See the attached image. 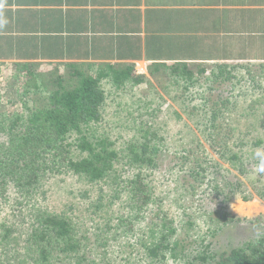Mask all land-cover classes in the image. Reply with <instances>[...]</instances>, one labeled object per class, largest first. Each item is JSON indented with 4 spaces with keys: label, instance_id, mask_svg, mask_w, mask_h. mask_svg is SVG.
Here are the masks:
<instances>
[{
    "label": "trees",
    "instance_id": "trees-1",
    "mask_svg": "<svg viewBox=\"0 0 264 264\" xmlns=\"http://www.w3.org/2000/svg\"><path fill=\"white\" fill-rule=\"evenodd\" d=\"M212 53L203 47L194 52L196 60L207 59ZM107 70L78 75L69 88L60 77L48 74L51 77L39 84L32 68L21 71L28 73L21 76L25 86L34 91L42 88L47 102L31 111L24 123L20 115H12L9 123L0 122V264H59L62 260L96 264L85 254V237L78 236L69 217L45 202V183L64 174L103 188L107 196L100 189L99 199L107 200L112 217L116 214L113 206H120L116 227L125 235L141 234L137 242L150 263L177 260L178 236L194 225L195 229L205 228L204 236L211 239L182 257L183 264H264V218L244 220L228 209L235 198L248 202L256 195L264 201V156L258 157V150L264 147V65L149 67L158 90H165L179 104L195 133L176 112L162 123L144 124L145 114L156 119L159 113L149 109L157 96L151 82L134 74L131 67ZM104 83L119 93L122 99L117 104L130 107L126 115L132 123L142 122L140 128L133 123L135 129L123 122L121 126L127 124L121 149L109 137H96L92 132L102 121L107 100ZM144 85L152 92L142 94ZM202 85L207 91L204 105L183 106L190 89ZM240 103L243 106L237 108ZM119 112L122 109L117 108L114 113L118 116ZM225 117L227 122L220 121ZM196 133L211 141L217 159L207 154ZM72 136L71 144L67 141ZM175 147L181 154L165 175L175 182V193L182 202L191 200L195 210L177 216L162 210L160 216L158 212L155 219L142 223L154 207H162L154 175L162 153ZM208 201L214 202L206 221L214 222L212 228L205 221L199 224L207 207L202 202ZM246 223L259 228L254 238L229 251H215L218 236L226 227ZM124 264L146 263L126 259Z\"/></svg>",
    "mask_w": 264,
    "mask_h": 264
},
{
    "label": "crops",
    "instance_id": "crops-1",
    "mask_svg": "<svg viewBox=\"0 0 264 264\" xmlns=\"http://www.w3.org/2000/svg\"><path fill=\"white\" fill-rule=\"evenodd\" d=\"M173 64L264 65V0H0V73L66 86L131 67L153 83L149 67Z\"/></svg>",
    "mask_w": 264,
    "mask_h": 264
},
{
    "label": "rangeland",
    "instance_id": "rangeland-1",
    "mask_svg": "<svg viewBox=\"0 0 264 264\" xmlns=\"http://www.w3.org/2000/svg\"><path fill=\"white\" fill-rule=\"evenodd\" d=\"M7 69L5 73H0V122L9 123L10 117L12 115L22 116V122H26V117L28 114L36 109V107L43 106L47 101V93L41 88L40 91H34L32 88L25 86L23 83L25 79L19 77L13 71ZM56 75H52L54 77ZM51 75L45 74L44 72L37 74L36 81L40 84L41 81H47ZM57 77V76H56ZM38 78V79H37ZM201 82H204L201 81ZM206 82V81H205ZM74 84V83H73ZM72 84V85H73ZM71 83H66V87L72 86ZM154 90H156L157 96H155V104L149 105V109L158 110V117L153 119L150 115L143 117V123H162L167 116L171 115L172 112H176L182 116V120L185 124H188L191 130L196 132L193 128L192 122L186 115H183L179 104L171 100L166 94L165 90H158L157 85L153 82ZM103 89L107 95V100L105 106L102 110V121L92 130L96 137L106 136L116 143V148L121 149L123 147L124 139L121 137L124 131L125 125L121 126L124 121H128L132 126V119L126 112L130 108L129 106H121L117 104L122 98L120 95L108 85L104 83ZM144 88L143 93H151L150 88ZM187 95H185V102L183 106L197 107L199 105H204L206 92L205 86H195L190 89ZM224 95V93H220ZM193 98V99H192ZM185 104V105H184ZM120 105V106H119ZM243 106L242 103L237 105L238 107ZM122 109L120 115L117 116L116 109ZM232 107H229V109ZM134 110V109H133ZM133 112V111H130ZM143 112V111H142ZM118 118L117 122L114 123L113 119ZM222 122H227V117L225 120H220ZM142 122L135 124L136 128H140ZM134 128V126H133ZM131 128V129H133ZM135 129V128H134ZM134 131V130H133ZM133 131L132 134H133ZM197 139L200 141L207 154L213 158L217 159L216 154L213 150L211 141L205 139L199 133H196ZM74 137H70L67 142L73 143ZM129 139V138H125ZM181 154L180 150L175 148H168L159 159V170H157L154 175L155 179V191L157 199L161 204L159 210L153 208V212L150 211L145 216L142 223L147 224L150 220L155 219L156 214L163 210L166 215L175 216L181 215L187 211L195 210L191 209L193 207V202L191 200L187 202H182V200L175 193L176 184L173 180L169 179L165 172L170 165V163L175 159L176 155ZM264 156V147L258 150V157L262 158ZM47 198L45 200L46 204L55 208L56 211L62 213L69 217L78 236H84L85 239L82 241L86 244V255L89 259L96 262V264H124L126 259L133 260L136 263H150L146 259L142 248L137 242V237L133 234L127 233L123 234L118 227H116V221L121 215L120 206L113 208L116 209L115 216L109 213V208L107 207V200L103 202L99 199L100 189L103 190L98 185H89L84 181L77 179L69 174H64L53 178L51 181L45 183ZM105 188V186H104ZM102 195L107 196L104 192ZM102 202V206L100 205ZM212 204L214 202L208 201L207 203L202 202L205 209L203 210L201 218H199V224L202 226L203 221L206 225L212 226L214 222L207 223L208 211L211 210ZM47 206V207H49ZM190 207L189 210L187 208ZM98 208V209H96ZM228 209L232 215L244 220H253L257 218H264V201L259 199L256 195L252 196V199L248 202H244L239 198L231 200L228 205ZM214 218V217H213ZM216 220V217H215ZM214 220V221H215ZM140 225L141 222H140ZM205 228H197L192 226V230L188 232L182 231L178 236L180 241V247L177 250V260L169 259L161 264H183L184 258L190 251L194 252L198 247L201 246L202 241H207L211 238L206 239ZM259 232V228L256 225L238 224L235 226L226 227L218 236V240L215 243L214 249L217 253L223 251H229L232 248H236L242 245L244 242L254 238ZM186 245V246H185ZM182 258V259H180ZM59 264H69L66 260L60 261ZM157 264V263H155Z\"/></svg>",
    "mask_w": 264,
    "mask_h": 264
}]
</instances>
